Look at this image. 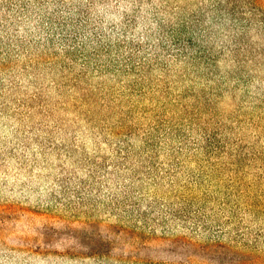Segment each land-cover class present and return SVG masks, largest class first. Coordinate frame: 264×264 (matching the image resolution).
Instances as JSON below:
<instances>
[{
	"label": "rangeland",
	"instance_id": "rangeland-1",
	"mask_svg": "<svg viewBox=\"0 0 264 264\" xmlns=\"http://www.w3.org/2000/svg\"><path fill=\"white\" fill-rule=\"evenodd\" d=\"M0 264H264V0H0Z\"/></svg>",
	"mask_w": 264,
	"mask_h": 264
}]
</instances>
